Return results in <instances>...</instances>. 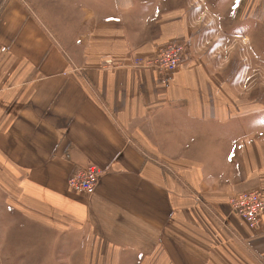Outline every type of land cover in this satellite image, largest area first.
I'll list each match as a JSON object with an SVG mask.
<instances>
[{
	"label": "crops",
	"instance_id": "0c3cea01",
	"mask_svg": "<svg viewBox=\"0 0 264 264\" xmlns=\"http://www.w3.org/2000/svg\"><path fill=\"white\" fill-rule=\"evenodd\" d=\"M243 1L0 0V221L24 248L35 225L103 264H264V212L249 231L228 207L264 200V113L189 56L200 24L264 23ZM169 44L176 70L145 65ZM89 166L95 192L72 190Z\"/></svg>",
	"mask_w": 264,
	"mask_h": 264
},
{
	"label": "rangeland",
	"instance_id": "374dc122",
	"mask_svg": "<svg viewBox=\"0 0 264 264\" xmlns=\"http://www.w3.org/2000/svg\"><path fill=\"white\" fill-rule=\"evenodd\" d=\"M247 2L248 0L243 1L238 15H244L245 18L254 10L256 15L260 14L259 18L263 19L264 7L249 9ZM262 21L253 23L242 20L234 30L231 23L225 24V29H222V24L221 29L220 24H217L218 31L215 35V28L213 29L210 23L200 24L207 32L206 36L200 35V41L195 39L196 47L190 49L193 52V55L189 54L190 58L195 61L202 58L210 72L212 69V73H218L223 81L228 82L230 88L232 83L235 85L234 89L239 91L237 96L241 112L254 106L256 114L264 113ZM216 64L224 67H218ZM9 226L6 217L0 221V264H103L102 254L98 256V262L91 261L95 258V252L100 253V250L80 231L55 236L33 225L31 242L26 237L27 246L24 248L22 230L13 231Z\"/></svg>",
	"mask_w": 264,
	"mask_h": 264
},
{
	"label": "built area",
	"instance_id": "2783aa9c",
	"mask_svg": "<svg viewBox=\"0 0 264 264\" xmlns=\"http://www.w3.org/2000/svg\"><path fill=\"white\" fill-rule=\"evenodd\" d=\"M182 54V45L169 44L161 49L156 57L144 63L162 73L171 72L179 67ZM100 175V170L89 166L73 174L68 180V185L76 192L90 195L95 192ZM192 195L197 203L202 202L198 194ZM228 207L230 214L239 219L249 231H254L258 228L259 218L264 212V200L259 192L246 191L233 195L228 200Z\"/></svg>",
	"mask_w": 264,
	"mask_h": 264
}]
</instances>
